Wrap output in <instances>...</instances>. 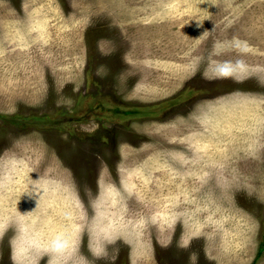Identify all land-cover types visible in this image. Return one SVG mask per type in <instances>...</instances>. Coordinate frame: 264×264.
Returning <instances> with one entry per match:
<instances>
[{"label":"rangeland","instance_id":"obj_1","mask_svg":"<svg viewBox=\"0 0 264 264\" xmlns=\"http://www.w3.org/2000/svg\"><path fill=\"white\" fill-rule=\"evenodd\" d=\"M0 264H264V0H0Z\"/></svg>","mask_w":264,"mask_h":264}]
</instances>
